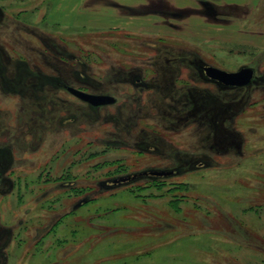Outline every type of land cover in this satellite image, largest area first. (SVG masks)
Returning a JSON list of instances; mask_svg holds the SVG:
<instances>
[{
    "label": "rangeland",
    "instance_id": "obj_1",
    "mask_svg": "<svg viewBox=\"0 0 264 264\" xmlns=\"http://www.w3.org/2000/svg\"><path fill=\"white\" fill-rule=\"evenodd\" d=\"M67 1L0 0V264H264V0H190L158 32ZM201 65L258 78L228 93Z\"/></svg>",
    "mask_w": 264,
    "mask_h": 264
},
{
    "label": "crops",
    "instance_id": "obj_2",
    "mask_svg": "<svg viewBox=\"0 0 264 264\" xmlns=\"http://www.w3.org/2000/svg\"><path fill=\"white\" fill-rule=\"evenodd\" d=\"M246 1L247 0H227V2L220 3L215 0H200L198 3L202 9L206 10L208 9V7H242L246 4ZM80 2L81 3H78L79 6L83 3V8L87 10L83 11L84 14L92 12L94 14H102L103 12L107 14V20L110 19V26L115 25V22L122 21L123 19V22L121 23L123 26L121 25V27H104L103 30H127L135 32H143L148 30L147 32H158L159 26L163 25H159L158 15H181L187 14L188 12H190V10L196 11L195 8H192L190 0H81ZM66 5H68L67 0H58V2H56L55 8L65 7ZM159 7L162 8V12L159 10H153ZM171 7H175L176 10L174 11L171 9L170 11H166V9H169ZM54 11L55 9H53L52 13H54ZM220 12L222 13V11ZM216 13L218 14L217 10ZM55 14H53L52 16H54ZM103 14L100 16H104ZM152 16H155L154 24H151L153 21ZM57 23L68 25V27L95 26L89 23L80 24L79 22H72L71 24L60 22ZM148 23L150 24L145 25ZM208 30L209 29H206L205 27L204 31L207 32Z\"/></svg>",
    "mask_w": 264,
    "mask_h": 264
},
{
    "label": "water",
    "instance_id": "obj_3",
    "mask_svg": "<svg viewBox=\"0 0 264 264\" xmlns=\"http://www.w3.org/2000/svg\"><path fill=\"white\" fill-rule=\"evenodd\" d=\"M205 71L208 77L213 80L219 81L220 83L226 86H246L251 82L254 76V71L251 68H244L238 72H227L215 67H206ZM68 91L79 100L88 103L94 107L112 105L116 102L115 98L111 96L89 94L71 87L68 88ZM172 174V172H150L144 175L165 177L170 176ZM130 180L131 178H126L122 181L125 182Z\"/></svg>",
    "mask_w": 264,
    "mask_h": 264
},
{
    "label": "flooded vegetation",
    "instance_id": "obj_4",
    "mask_svg": "<svg viewBox=\"0 0 264 264\" xmlns=\"http://www.w3.org/2000/svg\"><path fill=\"white\" fill-rule=\"evenodd\" d=\"M201 67V69L198 71V79L200 78V80H203V81H205V82H211V83H214V84H217L218 85V87L220 88V89H224V90H226L228 93H229V91L231 92V91H243V90H245V89H248L250 86L251 87H253L254 86V84H255V80L258 78V75H257V72L253 69V68H251V69H253V71H254V76H253V79L251 80V82L248 84V85H246V86H243V87H236V86H226V85H224V84H222V83H220L219 81H216V80H213V79H211L210 77H208L207 76V73H206V71H205V68L206 67H214V66H211V65H205V66H203L202 67V65L200 66ZM215 68H217V67H215ZM247 68H249V67H247ZM219 69V68H218ZM241 69H244V68H241ZM240 69V70H241ZM222 70V69H221ZM240 70H237V71H235V72H238V71H240ZM225 71V70H224ZM228 72V71H227ZM79 77V76H78ZM62 79V81L64 82V80H63V78H61ZM138 84H141V82H140V80L138 79L137 80V85H136V87L138 86ZM58 85H60V86H62L63 88H65V90L69 93V94H71L69 91H68V88L69 87H71V88H75V89H77V90H80V91H83V92H85V93H89V94H94V95H104V96H111V97H113V98H115V100H117V98L116 97H114L113 95H110V94H108V93H95V92H90V91H84V90H81V89H78V88H76V87H74V86H69V85H64L63 83H61V82H59L58 83ZM72 95V94H71ZM75 97V96H74ZM76 98V97H75ZM76 99H78V98H76ZM79 100V99H78ZM81 101V100H80ZM81 102H83V101H81ZM83 103H85V102H83ZM117 103V101L114 103V104H116ZM85 104H87V105H89L92 109H102V108H104V107H108V106H110V105H107V106H101V107H94V106H92V105H90V104H88V103H85ZM191 104H193V103H191ZM206 103H199V104H194V109H196L197 110V112H198V114H200V116H201V114L203 113H200V111H198V110H204V109H202L203 107H204V105H205ZM113 105V104H112ZM173 174L175 173V172H173V171H171ZM144 174H148V173H142V174H136V175H134V176H131V177H125V178H122V179H120L119 181L117 180V182H115V183H127V182H129V181H122L123 179H126V178H131V180L130 181H132V180H134V179H137L138 177H145V176H151V175H144ZM136 176V177H135ZM135 177V178H134ZM152 177H157V176H152ZM159 178H161V177H159Z\"/></svg>",
    "mask_w": 264,
    "mask_h": 264
},
{
    "label": "trees",
    "instance_id": "obj_5",
    "mask_svg": "<svg viewBox=\"0 0 264 264\" xmlns=\"http://www.w3.org/2000/svg\"><path fill=\"white\" fill-rule=\"evenodd\" d=\"M184 186H185V191H187V190L189 189V188H188L189 186H188L187 184L184 185ZM164 196H165V194H164ZM162 197H163V196H161V198H162ZM183 198H184V200H183ZM185 198H186V197L173 198V199L170 200L169 204H170V206H171L172 208H174V210H176L177 212H178V211H181V210H182L181 206H182L183 202L185 201ZM186 200H187V199H186ZM89 201H90V200L85 199V200H83V201L81 202L80 205L87 204Z\"/></svg>",
    "mask_w": 264,
    "mask_h": 264
},
{
    "label": "bare ground",
    "instance_id": "obj_6",
    "mask_svg": "<svg viewBox=\"0 0 264 264\" xmlns=\"http://www.w3.org/2000/svg\"><path fill=\"white\" fill-rule=\"evenodd\" d=\"M127 221H128V220H127ZM130 221H131V220H130ZM128 222H129V221H128ZM96 230H97V229H96ZM114 238H116V237H114ZM148 239H149V238H148ZM151 239H153V238H151ZM144 241L147 242V239H145ZM148 241H150V239H149ZM136 242H137V241H136ZM136 242H135V243H136ZM142 242H143V241H142ZM146 242H145V243H146ZM124 243H125V242H124ZM124 243H123V244H124ZM138 243H139V241H138ZM138 243H137V244H138ZM145 243H144V244H145ZM119 244H120V243H119ZM121 244H122V243H121ZM123 244H122V245H123ZM129 244H131V242H130ZM132 244H133V243H132ZM140 244H141V243H140ZM109 245H110V244H109ZM141 245H142V244H141ZM246 261H247V260H246Z\"/></svg>",
    "mask_w": 264,
    "mask_h": 264
}]
</instances>
